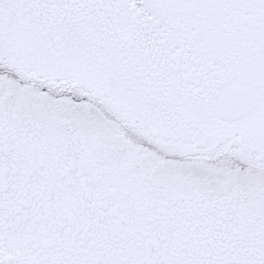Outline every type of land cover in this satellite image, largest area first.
Instances as JSON below:
<instances>
[{
    "label": "snow or ice",
    "instance_id": "1",
    "mask_svg": "<svg viewBox=\"0 0 264 264\" xmlns=\"http://www.w3.org/2000/svg\"><path fill=\"white\" fill-rule=\"evenodd\" d=\"M0 264H264V0H0Z\"/></svg>",
    "mask_w": 264,
    "mask_h": 264
}]
</instances>
